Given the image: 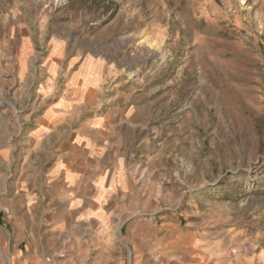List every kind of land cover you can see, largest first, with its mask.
Segmentation results:
<instances>
[{
  "label": "rangeland",
  "instance_id": "rangeland-1",
  "mask_svg": "<svg viewBox=\"0 0 264 264\" xmlns=\"http://www.w3.org/2000/svg\"><path fill=\"white\" fill-rule=\"evenodd\" d=\"M140 225L264 264V0H0V264H131Z\"/></svg>",
  "mask_w": 264,
  "mask_h": 264
},
{
  "label": "crops",
  "instance_id": "crops-1",
  "mask_svg": "<svg viewBox=\"0 0 264 264\" xmlns=\"http://www.w3.org/2000/svg\"><path fill=\"white\" fill-rule=\"evenodd\" d=\"M66 162L72 165L71 166L72 169H75V164L73 163L74 162L73 160L68 159L67 157ZM79 171L81 170H77L78 172L77 182L79 183L80 188H82L86 182V175L84 171L82 172H79ZM68 183H71V182L68 180ZM77 196L79 198L78 200H85V201L87 200V196L85 195V193H83L80 190H78ZM99 206L100 204L98 205L96 204V207H99ZM149 228H150L149 226H145V225L138 226V231L141 232V235L138 236L139 239L127 243L128 244L127 248L130 249L131 256H132L131 264H159V262L158 263L154 262L151 259V257L156 255L160 259V254H161L160 251L153 250L155 246H158V248L161 247L160 242L159 241L154 242L153 240L151 241V239L149 238L150 236L148 235V232H150ZM61 230H64V229L62 228ZM65 230H67L66 227H65ZM100 244L101 245H99V247L103 249L95 253L94 264H118L117 259L122 254L117 250V246L114 245L113 242H110V241H104ZM83 248L84 246H82L81 249ZM105 248H108L109 250H106ZM33 249H36V250L34 251ZM46 249H49V244H45L43 242L36 243L33 245V247L31 246L30 252L26 254L17 253L16 259L17 261L18 260L21 261L23 264H45V263L59 264V261L57 260V258L53 257L54 254L50 256L49 253H46ZM78 252L79 250H77V254ZM161 256L163 255L161 254ZM148 258L150 259L148 260ZM60 264H72V262L68 260V261H62V263L60 262Z\"/></svg>",
  "mask_w": 264,
  "mask_h": 264
}]
</instances>
